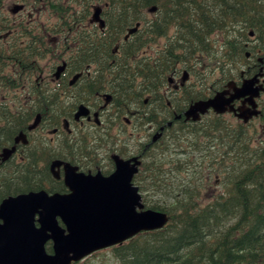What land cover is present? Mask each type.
<instances>
[{"label": "flooded vegetation", "instance_id": "flooded-vegetation-1", "mask_svg": "<svg viewBox=\"0 0 264 264\" xmlns=\"http://www.w3.org/2000/svg\"><path fill=\"white\" fill-rule=\"evenodd\" d=\"M68 1L63 0L65 13L52 12L42 0L48 13L35 0L29 6L17 1L23 8L16 14L4 3L0 13L6 26L27 27L29 37L24 29L13 31L18 43H31L10 46V34L0 33V50L31 51L32 70L22 87L0 93L1 100L33 101L30 123L38 119V124L18 132L0 151V166L21 164L30 153V192L67 195L66 169L106 178L118 159L135 166L132 184L146 208L143 187L156 152L165 154L186 139L203 143L201 134L209 131L213 148L219 131L248 137L253 145L264 143V38L259 32L234 28L188 40L179 22L167 21L157 6L126 24L115 18L109 0L71 6L84 13L71 11ZM215 99L221 113L209 105ZM39 179L44 180L37 186ZM213 180L217 187L220 176Z\"/></svg>", "mask_w": 264, "mask_h": 264}, {"label": "trees", "instance_id": "trees-1", "mask_svg": "<svg viewBox=\"0 0 264 264\" xmlns=\"http://www.w3.org/2000/svg\"><path fill=\"white\" fill-rule=\"evenodd\" d=\"M6 1L0 0V13ZM15 1L33 5V0ZM42 1L49 3L52 12H66L63 2ZM83 1L89 0H69L66 5L77 13L73 4L82 8L93 4ZM109 1L116 8L115 18L126 24L140 21L138 16L146 8L157 6L167 21L179 22L188 40L234 28H252L264 38V0ZM6 23L0 20V33L10 34V46L31 44L18 43L13 32L16 28ZM31 70V51L1 49L0 93L22 87L21 81ZM27 89L33 92V85ZM32 120L33 101L0 99V151L18 132H26ZM215 133L220 138L214 148L208 141L215 136L209 131L201 134L203 143L182 140L165 154L156 152L151 157L143 192L154 201L146 199V208L166 213L169 221L161 230L140 233L112 248L119 264H264V143L253 145L250 138L243 139L238 133ZM200 152H206L202 159L197 156ZM214 176H220V181L211 194ZM33 185L29 152L21 164L0 166V203L9 196L33 191ZM45 249L52 253L50 243Z\"/></svg>", "mask_w": 264, "mask_h": 264}, {"label": "water", "instance_id": "water-1", "mask_svg": "<svg viewBox=\"0 0 264 264\" xmlns=\"http://www.w3.org/2000/svg\"><path fill=\"white\" fill-rule=\"evenodd\" d=\"M22 8L15 5L11 12ZM93 17L99 20V10ZM37 124L38 119L28 130ZM115 166L106 178L66 169L67 195L39 191L5 198L0 203V264H76L140 233L161 230L169 218L164 212L143 209L132 184L135 166L118 159ZM48 242L51 254L45 250Z\"/></svg>", "mask_w": 264, "mask_h": 264}, {"label": "rangeland", "instance_id": "rangeland-1", "mask_svg": "<svg viewBox=\"0 0 264 264\" xmlns=\"http://www.w3.org/2000/svg\"><path fill=\"white\" fill-rule=\"evenodd\" d=\"M47 1L54 2V3L55 2H63V0H47ZM16 4H17V1H15V2H6L5 8L7 10L9 7H11L12 10H13V7ZM37 6L43 7L42 13H48V11L51 10L50 7H48V6H46L45 9H44V3H42V2H38ZM13 28H16V30H20V29L27 28V27H24V26L20 25V26H16V27H13ZM217 190L218 189H216V186H213V188H211V190L209 192H211V194H212L213 191H217ZM147 199H148V201L150 199L152 201H154L153 198H147ZM78 264H119V263L113 256L112 248H108V249L101 250V251H99V252H97V253H95L93 255H90L89 257H87L83 261L79 262Z\"/></svg>", "mask_w": 264, "mask_h": 264}, {"label": "bare ground", "instance_id": "bare-ground-1", "mask_svg": "<svg viewBox=\"0 0 264 264\" xmlns=\"http://www.w3.org/2000/svg\"><path fill=\"white\" fill-rule=\"evenodd\" d=\"M244 85H245V84H244ZM244 85H243V86H244ZM216 103H217V99H215V100H213L212 102H210L209 105L212 106L216 111L220 112V110H219V109L217 108V106H216ZM191 112H193V111H190L189 113H191ZM35 121H36V120H35ZM35 121H34V123H35ZM34 123H33V124H34Z\"/></svg>", "mask_w": 264, "mask_h": 264}]
</instances>
